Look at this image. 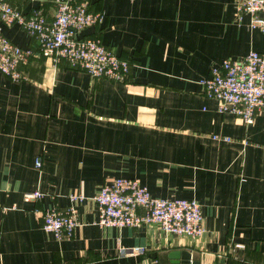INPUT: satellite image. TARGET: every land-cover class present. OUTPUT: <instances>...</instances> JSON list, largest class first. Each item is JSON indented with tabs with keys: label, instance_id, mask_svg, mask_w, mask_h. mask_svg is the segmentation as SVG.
<instances>
[{
	"label": "crops",
	"instance_id": "0c3cea01",
	"mask_svg": "<svg viewBox=\"0 0 264 264\" xmlns=\"http://www.w3.org/2000/svg\"><path fill=\"white\" fill-rule=\"evenodd\" d=\"M9 2L54 14L53 0ZM89 9L104 18L79 36L128 59V80L54 63L0 18L12 42L33 50L19 64L26 78L0 71V264H139L146 256L185 264L172 250L199 264H264V111L252 123L220 112L199 82L225 58L264 52V31L250 28V14L237 20L235 0H89ZM117 176L138 178L155 196L197 199L202 236L155 222L99 225L93 196ZM34 189L42 195L24 199ZM72 192L85 196L75 203L79 224L58 239L36 209L63 210ZM135 246L144 252H120Z\"/></svg>",
	"mask_w": 264,
	"mask_h": 264
},
{
	"label": "built area",
	"instance_id": "2783aa9c",
	"mask_svg": "<svg viewBox=\"0 0 264 264\" xmlns=\"http://www.w3.org/2000/svg\"><path fill=\"white\" fill-rule=\"evenodd\" d=\"M54 14L47 19L41 7L24 13L9 0H0V18L6 25L17 23L35 38L40 51L54 63L66 59L71 66L82 68L92 77L104 76L116 81L128 80L130 62L108 48L99 38L79 36L85 27L100 22L102 11L89 9V0H53ZM237 20L250 14V28L264 31V0H235ZM33 54L12 42L0 25V71L13 80L26 78L19 64ZM204 93L217 100L220 112H231L245 123H252L258 112L264 111V52L250 49L240 59L225 58L202 77ZM212 137L231 140L230 136ZM35 166L41 165L39 156ZM42 195L39 189L26 191V200ZM70 204L65 209L52 206L36 209L42 218V228L56 238H70L79 224L75 203L85 196L69 193ZM101 226L140 225L155 222L166 233L197 238L204 233L201 204L195 198L160 197L152 195L147 185L136 177L117 176L101 184L93 196ZM143 253L140 246L122 248L121 253ZM190 264V263H188Z\"/></svg>",
	"mask_w": 264,
	"mask_h": 264
},
{
	"label": "water",
	"instance_id": "95a60500",
	"mask_svg": "<svg viewBox=\"0 0 264 264\" xmlns=\"http://www.w3.org/2000/svg\"><path fill=\"white\" fill-rule=\"evenodd\" d=\"M169 256L175 258L174 260L177 262L179 261V258H182V262L185 264H199L197 260L191 258V253L188 250H172L169 253ZM139 264H158V259L155 256H146Z\"/></svg>",
	"mask_w": 264,
	"mask_h": 264
}]
</instances>
